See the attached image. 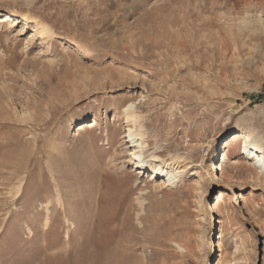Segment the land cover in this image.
Wrapping results in <instances>:
<instances>
[{
	"label": "rangeland",
	"instance_id": "rangeland-1",
	"mask_svg": "<svg viewBox=\"0 0 264 264\" xmlns=\"http://www.w3.org/2000/svg\"><path fill=\"white\" fill-rule=\"evenodd\" d=\"M246 131L264 0H0V264H264Z\"/></svg>",
	"mask_w": 264,
	"mask_h": 264
},
{
	"label": "bare ground",
	"instance_id": "bare-ground-1",
	"mask_svg": "<svg viewBox=\"0 0 264 264\" xmlns=\"http://www.w3.org/2000/svg\"><path fill=\"white\" fill-rule=\"evenodd\" d=\"M127 112L128 120H137L138 117L135 116V114H133L132 112L130 113V111ZM130 134L133 135L132 137H134V139H132V146L135 147V151L133 152V154L135 155V158L138 162H142L140 164L141 167L143 166L144 168H147V163H155L154 166H157V169H155V173L157 174V176L166 175L168 176L167 180L169 181V184H173L177 179V173L166 168L165 165H162L163 161L160 156L157 155L155 151H150L148 146L143 142L144 133L142 132V130L132 129ZM254 138L255 137L253 136V133L251 131H246L243 133L241 141L237 138V140H235L233 144L239 143L240 152L243 155H246L249 159H252L253 164L257 166L261 170V172L264 173V155L261 154L262 152L260 151V145L257 140H253ZM233 144L231 142H228L225 148H229ZM224 160L225 159L223 157L222 161ZM217 168L223 170L222 166ZM216 209L219 213L222 212V205L220 201L216 203ZM220 237L223 238L224 235H220Z\"/></svg>",
	"mask_w": 264,
	"mask_h": 264
}]
</instances>
